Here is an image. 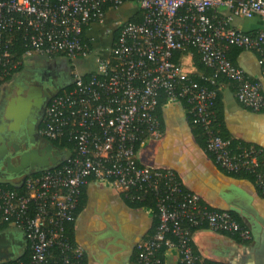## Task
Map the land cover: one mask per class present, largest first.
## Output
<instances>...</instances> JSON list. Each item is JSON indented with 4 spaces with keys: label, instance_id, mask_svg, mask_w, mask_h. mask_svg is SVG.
<instances>
[{
    "label": "built area",
    "instance_id": "obj_1",
    "mask_svg": "<svg viewBox=\"0 0 264 264\" xmlns=\"http://www.w3.org/2000/svg\"><path fill=\"white\" fill-rule=\"evenodd\" d=\"M131 2L143 11L142 21L121 23L116 39L117 28H107L110 44L105 55L96 56L95 70L87 79L73 71L71 83L46 108L39 134L47 140L67 137L72 150L66 149L59 165L27 174L18 186L22 191L0 186V222L23 231L31 250L30 260L19 264H84L86 250L66 235V224L76 220L90 177L133 201L155 197L159 224L154 235L136 243V264H163L158 255L163 244L175 246L181 264H207L193 247V234L204 225L251 240L246 225L230 211L201 201L172 168L140 165L137 143L159 140L165 133L156 114L161 93L169 101L184 99L215 163L228 172L252 175L264 195L263 148L238 142L233 149L232 139L215 127L214 110L224 83L217 80L220 75L234 82L243 106L264 108L261 82L227 54L231 45L258 51L264 72V30L241 31L231 26L228 15L264 20V0H0V81L27 58L89 56L95 47L86 32L103 23L109 10ZM14 33L24 38L21 59L10 51ZM187 45L195 46L213 71L198 75L201 82L173 61L174 51Z\"/></svg>",
    "mask_w": 264,
    "mask_h": 264
},
{
    "label": "crops",
    "instance_id": "obj_2",
    "mask_svg": "<svg viewBox=\"0 0 264 264\" xmlns=\"http://www.w3.org/2000/svg\"><path fill=\"white\" fill-rule=\"evenodd\" d=\"M228 15L231 26L241 31L264 30V20L260 17ZM88 33L86 36L96 47L94 40L100 37ZM229 56L251 79L261 82L264 94L262 55L258 51L233 47ZM67 59L27 58L22 69L25 72L21 71L1 86L0 183L19 186L27 174L57 166L67 156L65 149L41 136L36 125L47 97L72 81L74 69ZM180 63L184 74L202 73L193 65L191 54L182 56ZM23 78L32 92L21 83ZM42 81L52 85V90L46 91L47 85L42 86ZM216 108L221 113L217 124L220 132L229 139L242 140L264 150V108L253 111L243 106L229 82L223 83ZM157 114L165 133L159 140L149 137L142 140L137 152L139 164L172 168L201 201L212 209L235 214L251 232V240L243 242L228 233L199 228L193 234L198 253L214 264H264V195L252 179L225 172L206 154L195 138L185 102L170 100ZM82 199L84 204L74 222L73 237L68 236L85 248L84 264H136V243L153 235L156 209L131 207L121 191L106 181L94 179L85 185ZM27 249L23 231L13 226L0 230V264L14 261ZM160 255L163 264H181L174 245L164 244Z\"/></svg>",
    "mask_w": 264,
    "mask_h": 264
},
{
    "label": "trees",
    "instance_id": "obj_3",
    "mask_svg": "<svg viewBox=\"0 0 264 264\" xmlns=\"http://www.w3.org/2000/svg\"><path fill=\"white\" fill-rule=\"evenodd\" d=\"M142 19H143V11L140 9V8H136V9H134V11L129 15V18H128V20L127 21H130V22H140V21H142ZM119 31H120V27L119 28H117L115 31H114V35H113V37H114V39H116L117 38V36H118V34H119ZM234 47V49H237V48H240V49H243V48H241V47H239V46H237V45H231L230 46V48H233ZM230 48H229V50H228V57H229V59L232 61V59H231V57L229 56V53H230ZM10 51H11V53L13 54V57H14V59H21V57L23 56V54H24V52H25V50H26V47H25V45H24V38H23V35L21 34V33H14L13 34V36H12V39H11V45H10ZM189 54H191L192 55V60H193V65L195 66V68L197 69V70H199V71H202V72H204V73H206V74H212V69H210V68H208V67H206L204 64H203V62H202V57H201V54H200V52H199V50L195 47V46H192V45H187L186 47H184L183 49H181V50H177V51H174V53H173V61L175 62V63H177V64H179L180 65V59H181V57L182 56H184V55H189ZM52 57H65V55L64 54H62V53H58V54H56V55H54V56H52ZM67 58V57H66ZM233 62V61H232ZM234 63V62H233ZM235 64V63H234ZM236 65V64H235ZM237 66V65H236ZM239 67V66H238ZM24 68V63H23V65H20L11 75H9L7 78H4V79H2L1 81H0V83L3 85V84H5V83H7V82H9L10 80H12L13 78H14V76L16 75V74H18L19 72H21L22 71V69ZM84 75V74H83ZM88 75L89 74H85L84 75V77H85V79H87L88 78ZM191 77L192 78H194V79H197V80H199L200 82L202 81L201 79H200V76H198V75H195V74H191ZM219 82H229V83H231V84H234V82L232 81V80H229V79H227L224 75H220L219 77H218V79H217ZM67 87V86H66ZM65 88V87H64ZM61 90L62 89H60L58 92H61ZM57 92V93H58ZM220 92V91H219ZM218 97H219V93H218V96H217V99H216V102H215V107H214V110H215V112H216V122H215V124H216V126L215 127H217V130L219 129V126H217V124L218 123H220V116H221V113H220V111H217L218 109L216 108V103L218 102ZM180 100H182L183 102H185V104L187 105V109H188V104L186 103V100H184V99H180ZM169 100H168V97L164 94V93H161V96L159 97V104H158V106H157V108H156V114H157V112H159V109H160V107L163 105V104H165V103H167ZM179 101V100H178ZM247 108V107H246ZM191 115V114H190ZM157 116H158V114H157ZM158 118H159V116H158ZM160 120V119H159ZM191 120H192V123H193V126H194V128H193V131H194V135H195V138L197 139V141L204 147V151L206 152V154L215 162V160H214V156L211 154V153H209V152H207L206 151V140H207V138H206V136H205V134H204V132H203V129H202V127L199 125V124H197V123H195L194 122V120H193V117H192V115H191ZM162 124V123H161ZM43 126V122H42V124H41V126H40V128ZM163 127V126H162ZM219 131V130H218ZM223 138H229L228 136H226V135H224L222 132H218ZM51 142H53L54 144H56L57 146H59L60 148H62V149H68V150H72V148H73V143L71 142V141H69L68 140V138L67 137H62L61 139H56V140H50ZM141 142H142V140L141 141H138V143H137V149H139V147H140V144H141ZM238 142H242V143H244V144H250V143H246V142H244V141H242V140H232V146H233V149H235L236 148V144L238 143ZM264 154V153H263ZM263 157H264V155L263 156H261V163H260V166H259V168L262 170V171H264V165H263ZM219 166V165H218ZM220 167V166H219ZM221 169H223L222 167H220ZM225 172H228L227 170H225V169H223ZM228 173H230V174H233V175H239V176H245V177H248V178H250V179H252V181L254 182V180H253V176L252 175H249V174H247V173H233V172H228ZM27 176V175H26ZM25 176V177H26ZM91 179H94L93 177H90L89 178V180H91ZM94 180H96V179H94ZM0 186H3V187H5V188H8V189H11V190H20V191H22L23 190V188L22 187H18V186H14V185H12V184H8V183H0ZM84 187L85 186H83V188H82V191H81V200L79 201V204H78V207H77V209H76V218H77V215H78V213L80 212V210L82 209V207H83V204H84V200L82 199V193H83V191H84ZM123 194V196L125 197V195H124V193H122ZM125 200L127 201V203L131 206V207H144V206H151L152 208H154V209H156V202H155V197L152 195V194H149V195H147V197H146V199L145 200H143V201H137V200H131V199H129V198H127V197H125ZM156 213H157V209H156ZM233 214V213H232ZM234 216H235V218L238 220V221H240L238 218H237V216L235 215V214H233ZM157 218L155 219V222H154V230H153V235H154V233H155V231H156V228H157V226H158V224H159V217H158V213H157V216H156ZM74 222H75V220L74 221H72V222H69L68 224H66V235L68 236H70V238L72 239V237H73V228H74ZM9 225H8V223L7 222H0V230H3V229H5L6 227H8ZM203 227H207L206 225H204ZM202 228V227H201ZM222 233H225V232H222ZM228 234H230V233H228ZM230 235H232V234H230ZM68 236V237H69ZM232 236H234L235 238H237L238 240H240V241H243V242H247V241H244V240H242L241 238H239L237 235H232ZM70 239V240H71ZM75 243V242H74ZM164 247V244L162 245V247L160 248V250L158 251V255H159V257H161V259H163L162 258V256L160 255L161 254V252H162V248ZM193 247H194V250L198 253V251H197V249L195 248V245H194V243H193ZM200 254V253H199ZM30 257H31V250L28 248L26 251H25V253L23 254V255H21L20 257H18L17 259H15L14 261H11L10 263H7V264H19V261H24V262H28L29 260H30ZM54 257H56V256H54ZM54 259H56V258H54ZM206 261V260H205ZM206 263L207 264H214V263H211V262H207L206 261Z\"/></svg>",
    "mask_w": 264,
    "mask_h": 264
},
{
    "label": "rangeland",
    "instance_id": "obj_4",
    "mask_svg": "<svg viewBox=\"0 0 264 264\" xmlns=\"http://www.w3.org/2000/svg\"><path fill=\"white\" fill-rule=\"evenodd\" d=\"M136 8H137L136 3L131 2V3L126 4L123 7L119 8V9H111L107 12L106 18H105L103 23L94 25L93 29L90 30L88 33V34H91L92 36L96 37V35H97L100 37V39L94 40V43L96 46L94 49V52L91 53L89 56H86L85 58L77 57V58H73V59H67L70 61V64L73 66L74 72H78V73L82 74L84 72H89L93 68L96 67V64H95L96 56L97 55H105L106 52H105L104 48L108 47L109 46L108 44H110V36H107L105 38V35H104L105 30L107 28H109L111 30L118 28V26L121 23L128 20L129 15ZM24 72L22 71V73H24ZM21 83L23 84V86L25 88L27 86V88H26L27 91L32 92L33 89L28 88L29 83L26 82L25 78L22 79ZM41 84L44 87H45V85H47V83H45L43 81L41 82ZM50 86H52V85H50Z\"/></svg>",
    "mask_w": 264,
    "mask_h": 264
},
{
    "label": "flooded vegetation",
    "instance_id": "obj_5",
    "mask_svg": "<svg viewBox=\"0 0 264 264\" xmlns=\"http://www.w3.org/2000/svg\"><path fill=\"white\" fill-rule=\"evenodd\" d=\"M52 88H53V86L47 85V86H46V91L49 92L50 90H52ZM22 90L24 91V89H22ZM55 94H56V93H52V94H50V95L47 97V99H46V101H45V104L43 105V107H42V109H41V111H40V113H39V118H37V122H38V123H36V125H37V131H38V132H39V130H40V126H41V124H42V120H43V116H44V114H45L46 108H47V106H48V104H49L51 98H52ZM38 101H39V99H38ZM30 122H32V121L30 120Z\"/></svg>",
    "mask_w": 264,
    "mask_h": 264
}]
</instances>
